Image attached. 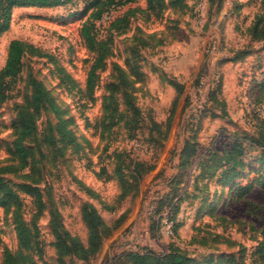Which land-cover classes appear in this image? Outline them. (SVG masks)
<instances>
[{"label": "rangeland", "instance_id": "obj_1", "mask_svg": "<svg viewBox=\"0 0 264 264\" xmlns=\"http://www.w3.org/2000/svg\"><path fill=\"white\" fill-rule=\"evenodd\" d=\"M85 1L15 7L0 36V68L11 39L30 46L0 102V264H131L125 254L143 249L181 253L187 264H264V36L252 34L264 0H208L203 26L196 0H163L152 13L145 0L119 6L95 21L110 48L99 64L81 34ZM33 81L47 94L35 130L20 137L19 112L35 113ZM61 121L77 149L58 134ZM235 137L247 141L235 180L196 178L198 161L208 170L218 161L205 153ZM186 144L197 147L192 159L179 158ZM180 162V225L169 234L159 200Z\"/></svg>", "mask_w": 264, "mask_h": 264}, {"label": "trees", "instance_id": "obj_2", "mask_svg": "<svg viewBox=\"0 0 264 264\" xmlns=\"http://www.w3.org/2000/svg\"><path fill=\"white\" fill-rule=\"evenodd\" d=\"M71 0H0V36L8 30L10 21H11V11L15 7H54L58 5H63ZM136 0H86L84 3L85 9L91 8L90 13L88 14L87 19L84 21L81 34L84 40L87 42L88 46L94 48L97 51V57L94 62L99 64L105 54L110 52L109 45L106 39H98L97 32L95 29V21L96 20H104L103 14L108 11L110 8L117 9V7L130 4L135 2ZM163 0H145L146 9H148V13H152L153 11H159L161 8V3ZM226 2V0H225ZM224 2V5H225ZM87 5V6H86ZM88 7V8H87ZM134 8V7H133ZM132 8H129V10ZM128 10V11H129ZM134 9L131 10L134 11ZM209 10V1L207 0V13ZM158 13V12H157ZM112 14V13H111ZM118 19V18H117ZM261 22L259 18L258 21L254 24V30L252 31L253 38H258L259 36H264V20H263V28L259 29L258 24ZM30 46L21 39L13 38L8 43L6 59L3 66L0 68V102L4 101L8 97V91L11 87L12 82H14L16 76L19 74L22 67V58L24 53ZM95 67L91 68L87 75V87L89 90L93 88V84L95 81ZM33 92H32V105L35 113L30 111L19 112L21 131L20 137H24L25 135L33 132L35 130V115L38 114L37 110L40 106V103L44 102V97L47 94V91L43 87V85L39 82L33 81ZM176 87L177 84L173 83ZM257 85L260 90H264V76L258 80ZM218 86L215 87L210 93V99H215L216 94L218 93ZM155 125V124H154ZM64 123L61 121L57 126V132L62 136L63 139L69 140L71 144L77 149L78 144L74 137L70 135L69 132H64L63 130ZM157 128L160 129V124L157 123ZM247 141L243 138H233V142L230 147L223 151L212 150L205 153V156L217 159V163L212 167V169L208 170L207 161L200 162L198 161L193 171L195 173H199V176L196 178H205L207 175L206 172H211L209 174V178L217 173V181L223 185L227 182H232L235 180L236 174L239 172L240 167L244 163L243 154H244V145ZM16 148L19 153V157L21 159H25L27 155L26 148L20 143H16ZM197 154V147L195 145H183L179 153V158H185V160L192 159ZM186 164L183 162L179 163V171L175 175L172 176V180L174 182L171 185H168L169 191L166 193L164 198L162 197L159 200V204L164 202V207L167 210V219L172 222V231L177 234L179 223L176 222V218L173 215V211H176L180 208V203L183 200L181 196L177 197L178 184H181V173L182 168L185 167ZM211 167V166H210ZM153 166L150 165L147 167V170H152ZM181 171V172H180ZM180 172V173H179ZM171 180V181H172ZM170 181V182H171ZM193 184L189 185V189H193L194 184L196 183L195 178L192 181ZM218 183V184H219ZM198 187V186H197ZM196 187V188H197ZM245 187V186H243ZM11 191V190H10ZM9 191V192H10ZM191 199L194 194L191 193ZM177 198L175 201L174 199ZM203 197L201 198V200ZM166 205V206H165ZM164 209V208H163ZM162 209V210H163ZM159 210V209H158ZM163 212L161 210L158 211ZM95 221H100L98 215L94 214ZM28 229L23 228L22 230V245L27 248L32 246V239L28 236ZM97 237L94 234L92 241L90 242V247L88 248L91 253H94L98 244L96 240H93ZM65 245V244H64ZM179 247L178 245H175ZM61 247V246H59ZM37 251H41V247L37 246ZM87 253V251L85 252ZM126 259L131 264H187L189 261L183 254L178 252L167 253L164 255H158L151 249H143V250H131L125 254ZM34 263V262H32ZM31 263V264H32ZM67 264V263H65Z\"/></svg>", "mask_w": 264, "mask_h": 264}, {"label": "built area", "instance_id": "obj_3", "mask_svg": "<svg viewBox=\"0 0 264 264\" xmlns=\"http://www.w3.org/2000/svg\"><path fill=\"white\" fill-rule=\"evenodd\" d=\"M230 5V0H226L225 7H228ZM113 8H110L108 11H106L103 14V19L108 18L112 12ZM207 17V0H196L195 6H194V20L199 26H203L205 20ZM211 49L213 50L216 47V42H213ZM172 224L169 226L167 224L166 226V232L172 233Z\"/></svg>", "mask_w": 264, "mask_h": 264}]
</instances>
